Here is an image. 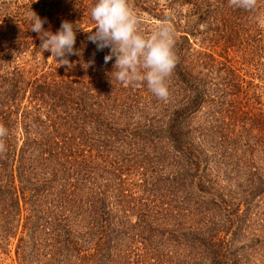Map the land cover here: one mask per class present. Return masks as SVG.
Returning <instances> with one entry per match:
<instances>
[{"label":"trees","instance_id":"obj_1","mask_svg":"<svg viewBox=\"0 0 264 264\" xmlns=\"http://www.w3.org/2000/svg\"><path fill=\"white\" fill-rule=\"evenodd\" d=\"M94 3L0 0V124L8 130L3 138L6 152L0 154V246L14 245L15 257L8 264H73L79 217L88 219L94 238L90 264H249L245 250L264 239L247 231L254 216L264 222V208L259 210L264 169L246 172L237 183L241 192L226 200L223 190L228 187L219 189L218 177L207 172L212 170L213 153L244 156L240 140L264 153V113L248 100L258 87L254 73L248 80L244 70V63H257L256 56L263 54L259 26L264 0H258L255 11L233 8L229 0H197L185 9L183 0H130L141 21L162 22L171 16L176 32L178 59L170 86L180 96L158 113L161 124L155 126L147 104V110L141 109V96L132 92L142 94L145 84L125 88L123 93H133L135 99L126 96L109 103L116 99L117 80L108 74L115 57L106 64L110 49L98 51L88 40ZM31 11L46 18V30L56 32L64 20L86 30L77 31L74 48L79 54L68 57L71 68L58 66L49 51L40 49L39 35L30 30ZM255 65L246 64L253 69ZM203 107L212 109L207 126L191 127L188 119ZM153 137L169 143L168 150L180 156L176 161L185 164L175 173L186 184L180 195L155 187L161 205L155 204L153 193L140 201L136 196L149 194L146 184L152 183L146 171L158 160L143 157L134 166L123 159L107 160L112 143L135 145L140 153V143ZM190 197L206 213L207 231H181L177 243L170 239L168 246L184 248L183 257L160 253L156 236L163 237L166 218L179 211L169 203H181L183 209ZM220 210L227 223L222 220L217 226L213 217ZM160 217L162 228L157 224ZM127 230L134 232L121 249L117 236ZM239 233L249 242L233 246ZM36 247L47 252L44 262L36 255L30 258Z\"/></svg>","mask_w":264,"mask_h":264},{"label":"rangeland","instance_id":"obj_2","mask_svg":"<svg viewBox=\"0 0 264 264\" xmlns=\"http://www.w3.org/2000/svg\"><path fill=\"white\" fill-rule=\"evenodd\" d=\"M164 1L165 0H158L159 3H164ZM183 2H184V9H185L187 8V6L189 7V5H191L192 2L193 3L197 2V0H183ZM159 23L161 22L158 20L149 18V19H145L141 21L139 27H140V30L145 35H148L155 29V27ZM259 28H261L262 42L260 46L262 48L261 51L263 50V54L261 52V57H259V59H258V56H256L257 63H255V61H252V60H250L251 62L244 63L245 64L244 70L247 69L248 80H251L250 74L254 73L253 83L256 84L258 87L256 89L257 91L253 93V95L255 96L249 97L248 100L253 103L252 106H254L255 110L264 113V17L263 19L260 20ZM246 64L247 65L252 64L254 66H256L255 64H257L258 67L256 69H253L252 67L251 68L249 66L247 67ZM112 66L109 65L107 68L110 69ZM112 71L113 70L111 68V71L108 72V74L112 75L111 73ZM107 79H106V82H109L107 81ZM144 84L146 88H144L142 94H140L141 92L137 93V91H134V90L132 92H135L137 95L141 96V100H140L141 104H139V107L141 109H146L144 106V102H145V104H147V109L149 108L148 110L147 109L146 110L150 113H153L151 114V116L153 117V119L151 120V124H153L154 126L158 124L160 125L161 121L157 119L159 117L158 113L159 112L164 113L166 109L170 108V105L172 103L173 105H175L176 103L175 100H177V98L180 96L179 95L180 93L178 92L177 89L170 86L171 84L170 77L167 79V84L169 88V97L167 100L158 99L148 89L146 83H139L138 89L143 88ZM126 87H129V86H123L118 81L117 83L115 81V85L113 88L115 89L114 91L116 93L115 94L116 99L111 100L109 103L111 104L112 101L115 103L117 101L120 102L121 100L125 99L126 96H129V98L130 96H132L135 99V96L132 92H131L132 94H129V95H126L128 91L123 93ZM108 89L109 87L105 85V91H107ZM145 90L147 93L145 92ZM251 92H254V91L251 90ZM242 101H245V100L243 99ZM118 107L116 109H118ZM107 108L109 109V106ZM211 112H212V109L205 108V107L201 108L200 110L192 114L190 118L188 119L190 126L191 127L207 126L206 123L211 118ZM132 121L133 120L130 119L128 123L133 126ZM163 123H165V121ZM209 139L210 141H215L214 136L210 135ZM238 144H239L238 146L240 147V149H243L246 152L244 156H233L234 152H230V151H227L228 153H224V152L222 153L221 151H219L217 154L213 153V157L211 159L212 170H209L207 172V175L213 172L214 175L218 177L220 181L219 189L228 187V188H225V190H223L225 200L229 198V195L234 196L241 192L242 187L240 185H237V183L241 178L245 176L244 174L246 172H248L250 169L252 170L254 169L257 170V168L264 169V153L261 152V149L258 150V149H254L252 147L250 148L246 146V140H240ZM168 145L169 143H167L166 141L162 139L159 140L158 138H155V137L146 139L143 143H140V146L138 147V149L142 150L140 153L136 152L137 150H136L135 145L134 147L125 146L123 144L116 143V142L110 145L111 151L108 152L107 160L117 161L119 159H123L122 160L123 163L130 162L132 163V166L139 164L140 162L138 160H140L143 157L147 159L150 158L152 160H158V162L152 161L149 164V169H147L146 171L149 175L148 180L152 183L149 185L146 184V188L147 189L149 188V191H148L149 194L146 193L143 195V193L141 194L140 192H136V196L138 195L137 201H140L141 197L143 196L148 198V196H150L153 193L156 195L155 204L161 205V202L157 200V198L161 200V198L159 197L160 194L158 193V190H156V192L154 191L155 187H158L159 190L165 189L167 191H170V189L171 190L174 189L176 191L175 194H178V195H180V192H182L186 188V184L183 182L184 177L181 178L183 180L175 177V173L180 172V170L182 169V166H184L185 164L183 162L176 161V159L179 158L180 156H174L175 153L173 152L171 147L168 150ZM247 145H251L250 142ZM159 173H160V179L158 181ZM225 177H229L230 180H226ZM227 191H229V194L227 193ZM162 200L167 202V200L165 199H162ZM193 201L194 199L190 197L189 200L185 201L186 206H184L183 209L180 206H178L181 203H179L178 205H175L173 204L174 202H171V203L168 202L169 204L174 206V209L178 208L179 211L177 212V214L173 213L174 216L166 218L165 220L166 228L164 227L166 233L163 234V237L161 238V235L156 236L157 241L156 240L155 241L157 243V247H156L157 251H159L160 253L170 251L172 252L174 256L183 257L186 255L184 248L180 247L178 244L177 245L173 244L174 247L168 246V244L172 243L170 239H172L173 243H177L179 240V236H180L179 233H181V231L188 232L189 230V232L193 231V233L197 232L196 230L198 231L203 230V232L207 231L208 224L205 218L203 217V216H206V213L204 211H200L199 209H197L196 208L197 206L195 203L196 200L194 202ZM261 205L264 206V203H262ZM163 206H167V203ZM263 206L259 210H262L264 208ZM214 213L216 216L213 218L214 220H216L215 224H217V226L222 225L219 221L224 220L226 222V216H225L224 211L220 210ZM207 217H209V213ZM253 218L255 219V222L253 223L251 222L250 226L247 227L249 236L255 235L254 237L258 236L259 239L264 238V234H263L264 233L263 231L264 222L261 223L260 219H258L257 216H254ZM157 222H160L157 224H159V228H162L164 225L163 218L160 217L157 220ZM122 228L124 227L121 226L120 229ZM126 229L127 228H125V230ZM170 229L172 231L171 236L168 233L170 232ZM75 231L77 232L76 238H75L77 250L75 252V258L73 259V264H90L89 255L93 250L92 247L94 245V238H93V235L91 234L90 225L88 224V219L83 220V218L79 217L75 224ZM133 232L134 231L127 230L125 234L123 232L121 235L117 236V237H120V240L117 242L119 245V248L122 249V247L124 246L126 242V239L132 236ZM225 236L226 238H230V234H227ZM235 236H234L235 239H234L233 246H240L243 243L247 244L249 242V240L246 239L245 236H242L241 233L236 234ZM158 238L163 239L164 243L162 242L160 243L161 240L159 241ZM263 241L264 239L261 240V242H257L256 244H254V246H251L250 248L245 250V252L249 256V260H250L249 264H264V242ZM156 243H153V244L148 243V244L153 246ZM6 247L7 249H11V253L6 251L7 249L6 248L4 249V246H0V262L3 264L11 263V258L15 257L14 245L10 244V245H7ZM40 252H41V256H40ZM93 252L95 253L96 251L94 250ZM34 255L38 256L37 259H41L42 262H44V260H46L47 252L43 248H41V251H40V247H36L33 253L31 254L30 258H33Z\"/></svg>","mask_w":264,"mask_h":264},{"label":"clouds","instance_id":"obj_3","mask_svg":"<svg viewBox=\"0 0 264 264\" xmlns=\"http://www.w3.org/2000/svg\"><path fill=\"white\" fill-rule=\"evenodd\" d=\"M233 8L255 11L258 0H229ZM94 26L82 29L78 23L62 21L56 32L46 30V18L31 11L30 30L39 35L40 49L49 51L50 56L59 62L58 66L71 68V55L79 54L74 48L78 30L88 33V40L96 45L98 51L109 48L104 57L107 64L115 57L111 79L123 86L146 83L148 89L160 100H167L169 88L167 79L177 63L175 52L176 32L171 16L165 18L148 35L140 30L141 20L130 0H95L90 9ZM7 128L0 124V154L6 152L4 137Z\"/></svg>","mask_w":264,"mask_h":264}]
</instances>
